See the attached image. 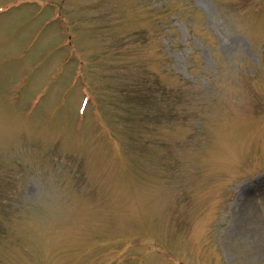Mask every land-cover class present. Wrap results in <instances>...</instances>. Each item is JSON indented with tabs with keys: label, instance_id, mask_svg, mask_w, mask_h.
<instances>
[{
	"label": "rangeland",
	"instance_id": "obj_1",
	"mask_svg": "<svg viewBox=\"0 0 264 264\" xmlns=\"http://www.w3.org/2000/svg\"><path fill=\"white\" fill-rule=\"evenodd\" d=\"M0 264H264V0H0Z\"/></svg>",
	"mask_w": 264,
	"mask_h": 264
}]
</instances>
